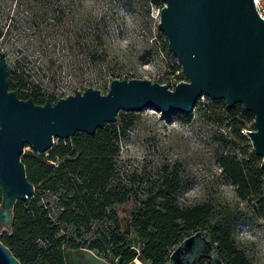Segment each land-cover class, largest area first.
Wrapping results in <instances>:
<instances>
[{
    "label": "trees",
    "instance_id": "16d2710c",
    "mask_svg": "<svg viewBox=\"0 0 264 264\" xmlns=\"http://www.w3.org/2000/svg\"><path fill=\"white\" fill-rule=\"evenodd\" d=\"M99 2L103 11L99 19L88 16L74 22L77 0H0V56H14L12 68L8 66L10 90L20 99L32 98L37 105L53 101L54 95L42 93L34 85L37 72L51 73L50 81L55 83L64 71L70 77L81 78L107 60L103 49L120 21L119 5L133 8L137 4L148 17L153 7H164L160 0ZM228 110L239 116L236 107ZM241 112L255 120L245 109ZM234 125L237 132L245 128L240 121ZM113 126L106 125L93 137L80 133L70 140H60L47 157L36 152L22 156L35 196L15 205L13 225L0 236L20 264H66V249H87L112 261L117 259L109 258L141 256L160 258L141 259L153 264H168L171 249L198 231L206 232L225 264H250L245 254L234 247L228 219L217 217L212 205L186 209L177 206L176 194L182 182L175 166L163 169L161 187L155 196L142 199L126 187L113 188L112 181L118 176L120 135ZM221 167L239 184L243 200L248 199L251 190L262 191L261 187L255 189L242 164L223 158ZM46 193L60 195V212H53L49 203H43ZM130 200L135 203L131 228L143 243L139 252L130 246L118 214V207ZM257 210L264 216L263 201ZM96 223L100 227L93 230ZM87 234H93L89 241L85 239ZM133 260L118 259V264H130ZM199 264L212 261L203 257Z\"/></svg>",
    "mask_w": 264,
    "mask_h": 264
},
{
    "label": "water",
    "instance_id": "95a60500",
    "mask_svg": "<svg viewBox=\"0 0 264 264\" xmlns=\"http://www.w3.org/2000/svg\"><path fill=\"white\" fill-rule=\"evenodd\" d=\"M158 29L178 60L188 82L174 91L148 80H114L107 95L88 88L84 93L37 105L10 90L8 64L0 56V232L11 229L18 202L34 198L35 187L22 162L25 147L49 153L56 140L77 134L96 135L114 124L118 114L146 109L164 118L190 116L204 97L224 101L228 109L243 105L254 115L248 136L264 171V20L254 0H160ZM66 264H109L90 250L64 252ZM225 264L213 241L202 231L185 238L171 252L168 264ZM0 264H20L0 239Z\"/></svg>",
    "mask_w": 264,
    "mask_h": 264
},
{
    "label": "rangeland",
    "instance_id": "374dc122",
    "mask_svg": "<svg viewBox=\"0 0 264 264\" xmlns=\"http://www.w3.org/2000/svg\"><path fill=\"white\" fill-rule=\"evenodd\" d=\"M161 6L164 4L162 3ZM160 11L159 7H153L152 14L148 17L137 4L133 8L119 5L120 21L113 28L110 41L124 36L130 37L132 43L126 49L123 59H109L107 56L105 62L98 64L81 78L70 77L64 71L61 76L59 75L56 83L50 81L51 73L36 71L34 85L42 93L55 96L51 101L52 104L75 95L77 91L84 93L88 88L107 95L114 80H148L174 91L177 85L188 82V79L170 51L166 36L158 29ZM128 15L132 18L131 28L125 25V18ZM13 61L14 56L9 55L7 64L10 68ZM236 108L240 112L239 116L235 117L228 112L224 101L204 97L199 101L192 115L183 118L181 114H177L169 121L152 109L139 113L121 111L116 123L109 124L114 125L113 127H116L120 133L119 153L116 159L118 176L112 181L113 188L126 187L133 196L137 195L142 199L155 196L161 187L159 181L163 169L172 165L178 170L182 182L176 198L195 184L206 188L208 202L204 204L212 205L217 217L227 218L232 230L240 225L250 224L249 215L233 212L227 206L220 204L216 198L217 186L231 183L237 186L240 203L248 208L249 213L261 216L257 205L260 201L264 204V171L261 170L262 173H259L262 158L255 155L252 141L247 133L255 130L254 121L243 115L241 112L244 109L243 105H238ZM236 121L245 125L240 132L234 129ZM59 141L56 140L55 145H58ZM192 142H199L203 148L190 150L189 144ZM34 152L30 146H26L24 156L32 155ZM44 155L47 157L48 153ZM223 158L242 164L245 174L253 181L255 189L261 187L262 191L256 193L255 190H251L247 194L248 199L243 200L239 193V184L228 177L221 167ZM43 203H49L53 212H60V195L46 193L43 196ZM134 206V201L130 200L118 207V214L122 231L130 246L139 252L143 243L132 231L130 219ZM99 227V223H96L93 225V230ZM5 231L9 230L3 228L0 236ZM92 238L93 234H87L85 237L88 241ZM173 250L171 249L170 253ZM110 263L114 262L110 261Z\"/></svg>",
    "mask_w": 264,
    "mask_h": 264
},
{
    "label": "clouds",
    "instance_id": "9594fccd",
    "mask_svg": "<svg viewBox=\"0 0 264 264\" xmlns=\"http://www.w3.org/2000/svg\"><path fill=\"white\" fill-rule=\"evenodd\" d=\"M78 9L74 16V22H79L82 17H92L99 19L103 15L102 4L99 0H77ZM125 25L131 28V15L126 16ZM132 43L130 37L124 36L115 41H107L103 51L109 59H123L126 49ZM192 151L203 148L199 142L189 144ZM217 200L220 204L227 206L233 212H240L250 216L251 223L240 225L235 228L230 238L234 247L243 252L249 259L250 264H264V216H254L249 213L248 208L240 203L237 195V186L231 183L217 186ZM208 202V192L206 188L193 185L176 198L177 206L181 209L196 207Z\"/></svg>",
    "mask_w": 264,
    "mask_h": 264
},
{
    "label": "flooded vegetation",
    "instance_id": "af4514ba",
    "mask_svg": "<svg viewBox=\"0 0 264 264\" xmlns=\"http://www.w3.org/2000/svg\"><path fill=\"white\" fill-rule=\"evenodd\" d=\"M81 250H85V249H81ZM78 251V250H77ZM104 260H106L109 264H118V259H134L130 264H153L152 261H143L141 259H160V258H148V257H141V256H136L134 258H129V257H125V256H117V257H112L109 259H117V260H107L105 258H102ZM110 261L114 262V263H110Z\"/></svg>",
    "mask_w": 264,
    "mask_h": 264
},
{
    "label": "built area",
    "instance_id": "2783aa9c",
    "mask_svg": "<svg viewBox=\"0 0 264 264\" xmlns=\"http://www.w3.org/2000/svg\"><path fill=\"white\" fill-rule=\"evenodd\" d=\"M259 17L264 20V0H254Z\"/></svg>",
    "mask_w": 264,
    "mask_h": 264
}]
</instances>
